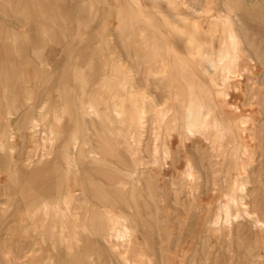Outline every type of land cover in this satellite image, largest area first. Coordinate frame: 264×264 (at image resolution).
I'll return each instance as SVG.
<instances>
[{"label":"rangeland","instance_id":"374dc122","mask_svg":"<svg viewBox=\"0 0 264 264\" xmlns=\"http://www.w3.org/2000/svg\"><path fill=\"white\" fill-rule=\"evenodd\" d=\"M242 1H245L251 9L252 2L256 1L264 8V0ZM138 3L140 0H0V106L2 107L5 99H16L17 96L13 95L18 92L24 94L25 101V108L21 107L19 110L20 120L11 119V126L8 127L10 139L8 138L7 141L10 147V142H13L15 136L20 140L17 153L21 161L19 166H24L22 173L19 174H22L19 176L20 181L14 180L13 177L7 179L4 172L0 174V177L5 176H2L5 179L1 178L0 186L9 187L10 192L14 191L9 197H0V264H41L42 262V264H124L120 259L115 260L116 257L109 250L111 244L116 243L114 230L106 228L105 220L111 216L113 219L122 217L123 223L117 226L119 230L126 232L129 229L124 234L122 247L133 238L132 234L135 230L138 232V241L141 240L140 244H137L138 247L140 249L144 247L143 251L146 254L149 252L147 256L142 255L143 264H238L240 259L239 264H264V257H260L263 256L264 233H260L258 226L246 217L241 205L239 206L242 195H240L241 190L238 189H241L239 187L243 182L246 191L249 193L252 191L251 194L260 196L263 190L257 188L253 191V186L246 184L240 164L230 163L228 157L223 162L221 173L212 170L220 167L217 164H213L209 170L204 166L205 169L202 168V171H198L193 164L192 178H187V175H182L181 178L159 175L149 179L150 172L146 166L150 157L147 156L145 140L134 142L130 138L125 146L117 147L119 125L109 122L102 115L111 108L107 104L110 101L109 87H105L107 83L102 86V81L98 84L91 82L90 76L95 71L99 74L103 72L104 75L109 73L108 76H112L107 68L114 64L116 58L123 55L121 43L125 38L123 39L121 35L130 31L128 23H133V18H144V14L147 13L143 4ZM124 10L128 11L127 14ZM236 12L240 13L245 25H249L247 28H251L247 30L251 35L248 38L257 46L262 62L260 70L262 69L264 74V20H261L262 23L260 21L257 23L254 15L244 19L245 13L239 6ZM254 27L259 31L256 32ZM255 34L257 37L254 36ZM61 50L63 51L60 53ZM64 50H68V54L65 53L67 56L63 62H60V66L65 64L68 69L70 68L67 72L51 66L52 53L59 52V55L54 56L59 58L64 55ZM134 60L130 57L123 67H130V71L131 69L135 71L138 64L140 66L143 62L137 58L136 61ZM74 63H78L79 67L75 74ZM109 78H114V75ZM83 80L93 84L92 87H88L87 92L83 91ZM52 81L56 82L53 84ZM54 85L56 87L58 85L60 95L53 92ZM91 88L96 91H92ZM64 90H69L68 93L72 92L68 105L63 99ZM52 92L56 97L49 101ZM123 92L125 94L127 90ZM57 97L60 98L58 102ZM70 103L74 109L70 108ZM48 105L52 110L56 106L59 110L60 105L59 114L69 113V117H62L64 124L61 133L66 143L64 142L57 149L53 147V138L57 134L48 131L52 124L50 116L52 112L50 113ZM85 106H88V110ZM105 108L109 110L106 111ZM19 121V132H16L15 127ZM67 121L72 122L70 124ZM250 132L253 134L255 131ZM23 133H27L28 136ZM106 143L109 148L104 149ZM235 149L238 152L236 147ZM1 158L0 153V163ZM233 158L236 160L235 156ZM127 165L128 167H124ZM163 165L165 167L166 164ZM35 171L37 174L33 176ZM100 172L103 173V178L99 177ZM252 172V175L257 174L252 176L256 183L255 177L260 176L264 179V161L261 164L257 163ZM118 177L119 181H124L126 188L124 195L126 206L122 210L117 204ZM111 178L115 181L114 189L108 182V179L112 180ZM216 183L223 187V193L218 199L214 196ZM180 187L182 189L178 190ZM103 197L111 201L101 203ZM27 198L31 200L29 202L35 200L31 206L26 204ZM111 202L112 206H110ZM226 205L229 206L228 214L225 212ZM54 208L62 210L61 213H57ZM84 209L87 211H83ZM64 215H67L66 219L63 218ZM71 217L77 220L75 225L79 233L80 246L75 245L77 241L66 239V233L61 234L63 221H68ZM40 220H43L41 224ZM125 226L128 227L127 230L124 229ZM54 229H58V233L54 232ZM152 251L155 254H152Z\"/></svg>","mask_w":264,"mask_h":264},{"label":"bare ground","instance_id":"6f19581e","mask_svg":"<svg viewBox=\"0 0 264 264\" xmlns=\"http://www.w3.org/2000/svg\"><path fill=\"white\" fill-rule=\"evenodd\" d=\"M142 2L140 0V3L138 4H143L145 11L149 13L144 14V16L142 15L144 18H133V23H128L130 25V31H126V33L121 35L123 36V39L125 38V41L121 43L123 55L120 56L121 58H116V60H114V64L107 68L110 70L111 75H114V78H109L112 77L108 76L109 73L104 75L103 72L99 74L97 71H92L93 73L90 76L91 82H97L98 84V82L102 81V86H105L103 84L107 83V86L105 87H109L108 96L110 101L107 104H109L111 108L110 110L105 108V110L107 111L108 109L109 112H103L102 115L105 119H108L109 122H115L117 125H119L117 127V147L125 146L127 144V140L130 138L134 142H143L145 140L144 144L145 149H147V156L150 157V160L147 162L146 166L150 172H148L149 179L152 176L159 175L164 177L165 175H171L173 177L176 176V178L182 175H187V178H192L194 174L193 164L196 165L195 168L198 169V171H202L204 166H206L207 170H209L211 167H213V164H217L220 165V167L217 169L212 168V170H214L215 173H221L223 172V162L229 157L230 163L235 162L240 164L241 170H243V172L241 171L243 173L242 176L244 177L246 184L253 186V191L257 188H262L263 190V192L261 191L262 195L260 196H256L254 193L251 194L252 191L250 190V193L249 191L247 192L242 181L241 182L243 186H241V184L239 187L241 189H238L241 190L240 195H242L239 201V206L241 205L246 217L258 226L260 233H264V220H262L264 217V179L260 178V176L259 178L255 177V179H257L256 183L254 178H252V176L257 175H252V170H254L257 163L261 164L262 161H264V74L261 71L262 69L260 70L262 62L260 61V53L256 48L257 46H255V42L253 40L248 38V36H251L247 32L250 27L247 28L249 25H245V21L242 20L239 15L240 13L236 12L237 6H239L245 13L244 19L254 15V19L257 21V23L258 21L262 23L263 21L261 20H264V8H262V5L257 1L252 2V9L248 8L246 2L242 1V3L241 0H142ZM127 12L124 10V13L127 14ZM255 31L257 32L259 30L255 28ZM254 36H256V34ZM123 48H126V50ZM62 51L63 50H61L60 53ZM67 52L68 50L64 52L63 56H60L62 57V60L60 57H54L59 55V52L52 53V68H58L59 70L61 69L63 72H67L70 69H68L65 64L60 66V62H63L64 58H66L65 56H67ZM130 57H132V59L134 58V61H136L137 58L143 62L140 64V66L138 64L137 69H135L136 72L133 69L130 71V67L124 68V64L130 60ZM74 64L73 71L75 74L76 70H79V67L78 63H76L75 66ZM104 71H106V69ZM86 78H88V76ZM55 82H53V84ZM82 82L84 85L83 91L85 92H87L86 90L88 87L93 86V84L88 83L87 80H83ZM91 89H93L92 91H96L94 88ZM125 89L127 92L123 94ZM69 90L63 91V99L67 105L68 99H70V96L72 95V92L68 93ZM53 92H57L56 94L60 95L58 85L57 87L54 85ZM53 92L50 94L51 96L49 101L52 99L54 100L56 97ZM21 94L19 92L15 93L13 96H17L16 99H5L4 104L2 103V107L0 106V153L2 154L0 174L4 172L7 179H11L13 177L14 180L16 179L17 181L20 178L19 176L22 175L19 174L22 173V168L24 167L19 166L21 165V161L18 158L17 153V147L20 144V140L16 136V138H12L13 142H10V147L7 141L10 139L8 136V127L11 126V119L17 118L20 120L19 110L21 107L25 108V101L23 100L24 94ZM58 97L56 98L57 102L58 99L60 100ZM21 99L23 101H21ZM86 100H88V97H86ZM85 103L83 102L84 105H86ZM88 103L89 102H87V104ZM71 105L72 104L70 103V108L72 109L73 106L71 107ZM104 106H106V104ZM50 107L51 106H49V108ZM56 107L54 110L51 109L52 107L50 108V113L52 112V115H50L52 117V124L50 129H48V131L50 130V132L54 133V135L57 134L53 138L54 149L59 148L66 140L61 133V129L63 128L64 124L62 117H69V113L68 115L64 113V115L59 114L60 105L59 110L58 106ZM87 107L88 106H85L86 110H88ZM70 108L68 106V109L71 112ZM96 113H98V110H96ZM67 122L71 124L72 121ZM19 126L20 121L15 127L16 132H19ZM65 128L66 127H64V129ZM250 131L255 132L252 134ZM23 134L28 136L27 133ZM105 145L106 146H103V148L105 147L104 149L109 148L107 143ZM235 147L237 148L238 152L241 150L240 154L236 152ZM104 151L102 152L104 153ZM29 156H31V153ZM234 156L236 157V160L233 158ZM195 160H197V162H195ZM245 160L246 164L244 165ZM163 164H166L165 167ZM124 167H128V165ZM238 173L240 174V172ZM35 174H37V171L33 173V176H35ZM98 175L99 177H104L102 172H100ZM2 176L0 177V180ZM111 179L112 180L108 179V182L114 189L113 184L115 181L114 178ZM160 180L161 179H159V181ZM116 183V192H118L117 204L118 208L122 210L126 206L124 205V195L126 194V188L124 187V181H119V177ZM215 185L217 186L216 193L214 191V196H216L218 199L221 193H223V187L219 186L218 183ZM181 189L182 187H180L178 190ZM9 190V187L5 188L0 186V197H9L11 193L14 192H10ZM47 197L50 198L51 196ZM108 199L109 198L107 197L101 198V203L110 202L111 200L109 201ZM29 200L30 199L27 200L28 202L26 201V204L31 206V203H34L35 200L32 202H29ZM112 202L110 206H112ZM104 205L106 206V204ZM187 205L189 206V204ZM128 206L130 208V205ZM224 207L225 212L227 213L229 206L226 205ZM61 211L57 210L56 212L61 213ZM83 211L87 210L84 209ZM32 213L34 212L32 211ZM110 214L112 213L110 212ZM66 217L67 215L63 216L65 219ZM121 218L122 217L119 216L116 218L114 217L113 219L111 216L110 218L107 217L105 220L107 224L106 228L108 227V229L114 230V240L116 242L115 244H111L109 250L112 254H114V257H116L115 260L120 259L124 264H143L141 257L142 255L147 256L149 252L146 254L145 251H143L144 247H141L142 245L140 246L141 249L138 247L137 244L141 240L138 241L139 236H137L138 232L136 230L132 234L133 238H130L127 245L122 247L123 244L121 242L124 241V234L128 232L129 229L127 226H125L124 229H128L126 232L119 230L117 226L123 223ZM75 220L76 219L71 217V219L68 221H63L64 223L61 225V230L63 231L61 234L66 233V239L68 238V240H75L77 241V244L75 245H78L79 233L76 230L77 227L75 224L77 223V220ZM41 221L43 222V220H40V224ZM35 230L37 231V229ZM57 230L54 232H57ZM58 238L60 239V237ZM255 239L257 238L255 237ZM251 243L253 244V242ZM257 243H259V241H257ZM78 246H80V244ZM45 250H47V248ZM262 253L263 256L260 257L263 258L264 249ZM152 254H155V252L152 251ZM240 260L238 261V264Z\"/></svg>","mask_w":264,"mask_h":264}]
</instances>
